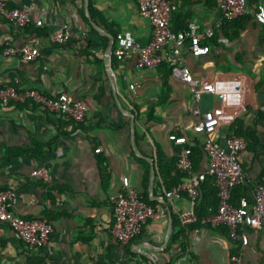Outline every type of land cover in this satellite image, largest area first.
Returning <instances> with one entry per match:
<instances>
[{"label":"crops","instance_id":"obj_1","mask_svg":"<svg viewBox=\"0 0 264 264\" xmlns=\"http://www.w3.org/2000/svg\"><path fill=\"white\" fill-rule=\"evenodd\" d=\"M169 1L175 8L172 31L191 23L203 31L221 21V0ZM1 2L8 9L30 7L31 24L17 29L0 18V90L34 89L52 98L66 94L84 103L87 112L81 126H72L32 100L0 106V191L16 194L14 215L45 220L52 227L49 242L31 250L0 225V264H264V223L242 230L245 246L233 242L225 229L203 224L187 226L185 240L171 242L181 231L178 213L188 212L191 204L185 195L171 203L165 200L176 174L165 173L164 178L162 170L175 169L179 149L169 137H186L192 149L202 152L205 136L193 131L200 120L195 111L219 107L216 97L206 94L196 103L169 67L140 70L136 57L112 63L111 55L108 73L107 47L83 19L85 0ZM88 11L91 21L113 37L129 32L139 47L151 42V26L139 17L132 0H88ZM221 28L206 42L208 55L192 57L185 42L182 61L198 79L240 77L248 86L245 111L237 121L254 133L256 143L247 144L238 162L247 179L257 183L264 173V26L248 15ZM62 31L71 33V41L51 43V35ZM85 39L93 43L86 52ZM25 44L39 50L37 60L25 63L5 54ZM211 137L223 144L228 129ZM42 165L48 166L47 180L32 176ZM206 168L202 154L193 175ZM125 179L140 200L166 204L167 214L160 221H148L138 238L120 243L111 234L109 198L123 191ZM208 200L214 202L210 195Z\"/></svg>","mask_w":264,"mask_h":264},{"label":"built area","instance_id":"obj_2","mask_svg":"<svg viewBox=\"0 0 264 264\" xmlns=\"http://www.w3.org/2000/svg\"><path fill=\"white\" fill-rule=\"evenodd\" d=\"M132 1L137 6L139 17L148 21L151 26V42L145 47H139L131 33H120L116 36L112 57L119 62L136 57V66L140 70L156 69L165 65L169 67L171 74L185 85L196 103L206 94L216 97L220 102L219 107L205 113H201L199 109L195 111L200 120L193 131L197 135L205 136L201 144L207 159L205 172L193 175L190 159L192 146L186 137H169L170 142L179 148L176 153V168L186 173L188 178L165 193L166 203H171L181 195L187 196L191 209L178 213V219L183 227L194 224L197 220L195 207L200 196L199 185L207 177L213 178L219 199L218 206L216 211L201 223L204 226L225 229L233 242L245 246L248 240L242 230L258 229L264 223V176L257 183H252L244 174L238 162L239 154L247 148V142L243 138L228 137L221 144L211 136L221 128L229 129L245 111L249 88L240 77H194L190 69L183 64L181 49L187 42L192 57L208 55L209 47L206 42L214 38L222 23L226 21L235 22L251 15L256 24L264 26V0H221L220 22L203 31L191 23L184 31L177 33H174L170 26V18L175 8L169 0ZM30 13V7L8 9L0 0V18L17 29H24L31 24ZM36 25L40 27L42 22L39 21ZM70 41L69 31L57 32L50 37L53 44L62 45ZM5 54L18 57L25 63H31L40 57L39 50L29 44L14 46ZM28 100L76 124L82 123L86 117L87 109L84 103L71 100L66 94L52 98L42 96L34 89L23 93L11 87L0 90L2 107L12 103L24 104ZM100 152L101 149L96 150V153ZM47 169V165H42L32 172V176L47 180ZM241 184L250 187V197L240 199L238 205L233 206L230 202L231 193ZM15 198L13 191H0V225H6L15 238L28 249H42L51 238L52 227L45 220L26 221L14 215L12 206ZM109 203L113 219L111 234L120 243H128L138 238L148 221H160L167 214L166 204L164 207H149L143 204L126 179L123 180V191L112 195ZM232 261L235 262V259Z\"/></svg>","mask_w":264,"mask_h":264},{"label":"trees","instance_id":"obj_3","mask_svg":"<svg viewBox=\"0 0 264 264\" xmlns=\"http://www.w3.org/2000/svg\"><path fill=\"white\" fill-rule=\"evenodd\" d=\"M90 16L92 21H94L95 17L93 15V10L92 8L90 9ZM84 22L87 24V26L90 29L91 34L95 35L102 43H103V48H106L108 45V40L105 37H99L97 35V33L90 27L88 21L83 17ZM224 25L230 24L231 22H223ZM222 27V26H221ZM187 28V26L185 27V29ZM185 29H182L181 31H184ZM223 28H220V30ZM179 31V32H181ZM174 33H177V31H173ZM114 39H116V36L114 37ZM86 42V49L84 52H86L91 46H92V42L88 41L85 39ZM115 44L113 49H115ZM116 59L114 57H112V63L115 61ZM163 67L168 68L167 66L163 65ZM169 69V68H168ZM169 72L170 69H169ZM14 88L16 91L20 92L19 89L17 87H12ZM22 93V92H20ZM12 104H18V103H12ZM25 104V103H24ZM69 124H71L72 126H81L80 124H76L71 120H68ZM228 135L229 137H240L243 138L248 146L254 145L256 143L255 140V136L254 133H252L251 131L244 129L243 128V124L240 121H237L228 129ZM195 153L197 156H195ZM202 154L204 155V152H200L199 150L196 149H192V154H191V162H192V173L194 172L198 162L200 161V159L202 158ZM197 157V158H196ZM171 172H175L176 174V179L173 180V184L171 186L168 187L167 190H171L172 188L176 187L178 184L182 183L186 178H188V175L186 173H182L180 172L177 168H176V161H175V169H168L167 170H162V173H164V178L166 177V175H170ZM166 173V175H165ZM264 176V173L263 175ZM250 187L247 184H241L237 187H235L231 193V204L233 206H237L240 199L242 198H247L249 199V194H250ZM199 199L198 202L196 204L195 207V215H196V222L194 224H202V220L208 218L213 212L216 211L217 206H218V196H217V189L214 188V179L211 177H207L205 179L204 182H202L199 185ZM207 195H210V197L213 199V203L209 202V200L207 201ZM140 200V199H139ZM143 204L149 206V207H156L153 204H149L145 201L140 200ZM178 227L181 228L176 235L172 236L171 238V242H175V241H184L185 240V234H186V230L184 228H186L188 231V227H183L178 219V223H177Z\"/></svg>","mask_w":264,"mask_h":264},{"label":"water","instance_id":"obj_4","mask_svg":"<svg viewBox=\"0 0 264 264\" xmlns=\"http://www.w3.org/2000/svg\"><path fill=\"white\" fill-rule=\"evenodd\" d=\"M84 11H85V15L87 17V20H88L89 25L91 26V28L97 34L103 35L109 40L108 46H107V48L105 50V54H104L105 68H106V71L109 73V64H110V60H111L113 47H114V44H115V39H114L113 36L109 35L105 31H103L98 25H96L94 22L91 21L90 16H89V11H88V0H85ZM133 124H134V122L132 121L131 125L133 126ZM168 219H169V222L171 224L172 220H171L170 214H168Z\"/></svg>","mask_w":264,"mask_h":264}]
</instances>
